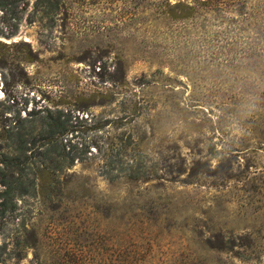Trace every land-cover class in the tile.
Returning <instances> with one entry per match:
<instances>
[{
    "label": "rangeland",
    "instance_id": "obj_1",
    "mask_svg": "<svg viewBox=\"0 0 264 264\" xmlns=\"http://www.w3.org/2000/svg\"><path fill=\"white\" fill-rule=\"evenodd\" d=\"M262 48L264 0H0V264H264Z\"/></svg>",
    "mask_w": 264,
    "mask_h": 264
},
{
    "label": "trees",
    "instance_id": "obj_2",
    "mask_svg": "<svg viewBox=\"0 0 264 264\" xmlns=\"http://www.w3.org/2000/svg\"><path fill=\"white\" fill-rule=\"evenodd\" d=\"M257 54V59H258V63L264 65V48H262V50H260L259 52L256 53ZM262 104L264 105V102H262Z\"/></svg>",
    "mask_w": 264,
    "mask_h": 264
}]
</instances>
